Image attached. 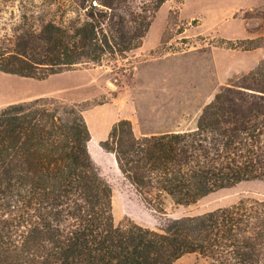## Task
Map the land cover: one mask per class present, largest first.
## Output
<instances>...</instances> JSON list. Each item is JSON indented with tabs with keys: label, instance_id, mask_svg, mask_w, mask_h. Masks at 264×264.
<instances>
[{
	"label": "trees",
	"instance_id": "obj_1",
	"mask_svg": "<svg viewBox=\"0 0 264 264\" xmlns=\"http://www.w3.org/2000/svg\"><path fill=\"white\" fill-rule=\"evenodd\" d=\"M76 1L88 4L82 21L48 22L38 34L22 30L14 49H0V73L44 81L124 60L172 0H149L135 14L125 11L129 18L109 19L127 0ZM220 42L233 51L264 48L263 37ZM83 112L55 98L0 109V264H177L186 255L264 264V202L171 219L157 230L127 219L116 225ZM100 147L139 195L158 201L191 204L242 182H264V58L214 96L193 130L137 137L123 119Z\"/></svg>",
	"mask_w": 264,
	"mask_h": 264
},
{
	"label": "rangeland",
	"instance_id": "obj_2",
	"mask_svg": "<svg viewBox=\"0 0 264 264\" xmlns=\"http://www.w3.org/2000/svg\"><path fill=\"white\" fill-rule=\"evenodd\" d=\"M147 2L127 0L119 10L108 11L107 19L125 15L127 10L135 14ZM87 6L81 7L76 0H0L1 51L14 49L15 36L22 30L38 34L48 22L82 21ZM263 11L264 0L168 1L157 12L142 49L124 60L79 66L44 81L0 73V109L38 98L77 104L94 140L107 125L109 132L112 117L129 120L138 137L193 130L214 96L259 64L255 53L226 50L220 41L248 39L247 30L264 38ZM97 150L91 159L111 187L116 225L127 219L157 230L171 219L202 215L241 201L264 202V182L258 180L218 190L191 204L141 196L124 180L100 143ZM177 264L212 263L186 255Z\"/></svg>",
	"mask_w": 264,
	"mask_h": 264
},
{
	"label": "crops",
	"instance_id": "obj_3",
	"mask_svg": "<svg viewBox=\"0 0 264 264\" xmlns=\"http://www.w3.org/2000/svg\"><path fill=\"white\" fill-rule=\"evenodd\" d=\"M181 21H182V19H181ZM184 21V20H183ZM247 30V29H246ZM248 31V30H247ZM249 32V34H250V37L248 38V39H254V38H257V35L254 33V32H251V31H248ZM142 47L143 46H141V48H139V49H142ZM243 53H255V55L256 56H258L257 57V61H258V63L264 58V48H260V49H256V50H253V51H250V52H243ZM84 117H85V121H86V123L88 124V122H87V118H86V115H84ZM119 120H121V119H118V118H116V117H112V119H111V121L109 122V124L111 125V124H114V123H116V122H118ZM108 129H109V127H108V125L106 126V129H105V132L102 134V135H100L98 138H97V140H96V143L97 144H99L101 141H103L104 139H105V137H106V134H107V132H108ZM90 131V135H91V138H93V136H92V133H91V130H89ZM108 135V134H107ZM136 135V134H135ZM142 136H151V135H142ZM138 137V136H137ZM141 137V136H140ZM107 138V137H106ZM91 141V140H90ZM89 144H90V142L88 143V147H89ZM112 156V155H111ZM113 157V156H112ZM114 158V157H113Z\"/></svg>",
	"mask_w": 264,
	"mask_h": 264
},
{
	"label": "bare ground",
	"instance_id": "obj_4",
	"mask_svg": "<svg viewBox=\"0 0 264 264\" xmlns=\"http://www.w3.org/2000/svg\"><path fill=\"white\" fill-rule=\"evenodd\" d=\"M88 151L90 153V156L94 159L96 158V155H97V143H96V140H94L93 138H91V141H90V144H89V147H88Z\"/></svg>",
	"mask_w": 264,
	"mask_h": 264
}]
</instances>
